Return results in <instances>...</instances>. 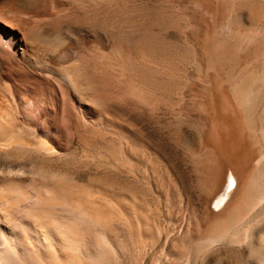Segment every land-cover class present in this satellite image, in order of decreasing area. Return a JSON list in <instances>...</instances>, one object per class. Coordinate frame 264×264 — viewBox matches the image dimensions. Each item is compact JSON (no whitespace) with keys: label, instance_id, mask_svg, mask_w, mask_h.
<instances>
[{"label":"rangeland","instance_id":"1","mask_svg":"<svg viewBox=\"0 0 264 264\" xmlns=\"http://www.w3.org/2000/svg\"><path fill=\"white\" fill-rule=\"evenodd\" d=\"M90 2L71 4L65 22L94 27L92 51L80 60H90L85 77L105 116L78 118L69 147L53 158L19 151L26 169L70 181L111 213L122 247H112L113 264H263L264 215L232 242L207 237L225 213L227 199L218 201L228 170L211 197L205 180L212 161L231 160L240 143L221 96L225 70L212 54L225 39L234 56L252 62L264 0Z\"/></svg>","mask_w":264,"mask_h":264},{"label":"bare ground","instance_id":"2","mask_svg":"<svg viewBox=\"0 0 264 264\" xmlns=\"http://www.w3.org/2000/svg\"><path fill=\"white\" fill-rule=\"evenodd\" d=\"M64 1L0 0V264H113L112 247L122 248L107 221L109 211L102 210L107 215L102 216L103 208L70 181L27 170L28 158L18 155H60L78 118L105 116L85 77L84 63L90 60H80L82 52L92 51L94 27L72 22L71 15L65 22L71 4L75 9L91 0H70L68 6ZM258 37V53L250 63L234 56L225 39L212 54L225 70L221 96L240 143L231 160H213L207 172L209 197L229 173L218 201L227 199L225 213L210 225L211 240L232 242L264 215V19ZM260 259L264 264V255Z\"/></svg>","mask_w":264,"mask_h":264}]
</instances>
